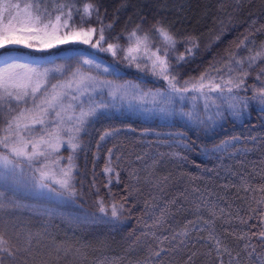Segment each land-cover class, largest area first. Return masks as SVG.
I'll return each mask as SVG.
<instances>
[{"label": "snow or ice", "instance_id": "snow-or-ice-1", "mask_svg": "<svg viewBox=\"0 0 264 264\" xmlns=\"http://www.w3.org/2000/svg\"><path fill=\"white\" fill-rule=\"evenodd\" d=\"M41 2L43 0H34L22 5L14 0H0V117H3L4 122V127L0 128L3 133L0 135V149H3L0 151V210L7 212L19 207L18 201L5 197L7 191L23 190L43 199H55L59 203H75L77 188L73 183L76 167L74 155L82 148L81 134L86 131L91 118L96 117L102 110L115 107L118 102L127 103L130 107L136 104L145 113H156L166 118L179 117L186 124L201 128L205 133L215 130L218 125L229 119L244 121L250 116L253 105L259 113L264 114V67H259L255 76L261 86H248L246 82L251 70L264 63V42H261L255 51L249 48V54L245 57L238 58L236 53H232L226 62V72L222 73V70L211 62L209 68L198 77L181 81L182 66L189 62L199 48L196 37H180L171 26H166L161 20L153 19L149 22L143 17L130 31L124 29L113 36L111 33L116 17L105 24L99 0H84L82 3L81 0H53L52 11L46 4L41 9ZM78 4L81 6L78 7ZM126 7L127 0H122L121 8ZM119 10L117 9V12ZM53 12L56 13L54 19ZM93 20L96 23H93ZM255 31L264 32V25ZM224 32L225 29H222L216 39L219 40ZM125 33L127 47H123L119 42ZM252 34L249 31V35L244 36L236 47L239 49L247 46ZM75 44L110 53L115 60L114 64L103 66L90 55L68 57L78 59L81 65L88 66L89 69H102L103 73L119 78L120 72L116 65L127 62L129 66L134 65L141 72H150L153 77L162 80L164 86L141 92L139 84H133L131 81L118 84L116 79L101 80L91 72L77 67L71 72L70 78L57 80L48 89L50 79L55 74H63L67 65L47 67L31 58L25 59L14 54L17 48L43 52L60 45ZM179 44L184 45L183 51H179ZM249 87L251 95L246 94ZM104 89L108 90L106 99L103 97ZM97 92L101 94L99 101L94 99ZM242 92L245 94H241ZM186 101L190 103L188 108L184 106ZM146 104L150 107H145ZM119 131L118 128L104 130L99 136L97 147L100 141ZM148 131L144 130L145 133ZM169 135L183 150L173 152L172 155L185 161L188 160L185 153L189 151H196L209 159L222 153L234 155L236 151H240L235 148L241 139L238 135L223 138L210 145H196L195 141L186 139L184 132L177 131ZM250 139L256 140V137ZM65 146L69 152L66 157L67 164L62 163L65 157L60 154ZM230 149L234 151H229ZM112 151V148L108 149L109 157ZM136 159L141 160L143 157L137 156ZM114 171V162L109 159L104 172L109 174ZM233 175L239 176L241 190L251 200L247 207V218L241 217L240 223L247 225L250 220L256 219L259 226L258 231H243L236 238L245 241L241 251L246 253V264H264V183L254 185L245 174ZM130 176L135 180L140 179L135 172L130 173ZM116 178L119 182L118 172ZM260 179L264 181V174L260 175ZM145 182L149 181L146 179ZM110 183L111 177L108 181V184ZM108 184H105V187H108ZM152 186L159 187V184L153 183ZM200 191L193 189V192ZM256 193L260 194L259 198H256ZM180 195L185 201L188 200L184 193ZM126 199L127 197H122L120 201L106 204L103 198L98 197L95 203L100 215L93 212L77 219L96 222L108 217L110 211V218L120 221L125 211L123 201ZM156 199L158 198L152 197V200ZM168 204L175 205L176 199L168 201L165 207L160 208V214L157 216L154 210L159 205L145 201V208L152 209L154 216L152 224H146V228L160 227L166 223V215L171 214ZM189 211L195 214L196 220H188L183 230H174L171 238L157 236L155 232H151L150 235L157 244L155 249L149 245L150 258L158 260L162 254L170 250H182L189 243L195 247V243L191 241V231L203 232L207 226L208 235L198 236L197 239L204 240L214 248L217 264H225V255L229 258L228 264H240L241 251L233 254V250L224 245L215 233V221L224 217L225 208L211 200L210 195L204 196L201 193L192 202ZM197 220L201 221L200 225L196 224ZM10 224L14 225V222L0 219V264H5L6 259L15 261L17 252L20 251L5 238L3 229ZM189 225L193 226L192 229H189ZM143 235L148 236L149 233L144 232ZM253 239L257 243H252ZM31 240L32 235L29 233V244ZM166 241L169 244L167 248L163 247ZM191 259L189 256V260ZM101 264H116V261H107L106 258ZM146 264H151V259L146 261Z\"/></svg>", "mask_w": 264, "mask_h": 264}, {"label": "trees", "instance_id": "trees-1", "mask_svg": "<svg viewBox=\"0 0 264 264\" xmlns=\"http://www.w3.org/2000/svg\"><path fill=\"white\" fill-rule=\"evenodd\" d=\"M99 3L104 23L116 17L111 33L113 36L124 29L130 31L143 17L149 22L153 19L161 20L166 26H171L180 37H196L199 48L189 62L182 66L181 81L198 77L209 68L211 62L222 73L226 72V62L232 53H236L238 58L245 57L249 54V48L255 51L264 42V32L255 31L264 25V0H239V3L237 0H127L126 8H121L122 0H99ZM117 9L120 10L117 12ZM93 23L96 21L93 20ZM147 27L146 24L145 29ZM222 29L225 32L217 40ZM249 31L253 34L247 46L238 49L236 45L244 36L249 35ZM125 37L126 33L119 41L121 44L127 42ZM177 47L179 51L184 49L183 44ZM120 66L131 73L145 76L148 79V89L142 88L145 91L164 86L162 80L149 72H141L125 62L120 63ZM259 67H264V63L251 70L246 81L248 86H261L255 80ZM246 94H252L250 87ZM181 120L179 117L166 118L156 113L130 115L112 110L99 112L81 134L82 148L74 158L76 167L73 183L77 188L75 203L45 201L39 204L36 200L27 198L28 196L15 194L18 192L5 193V197L11 196V200L18 201L19 207L7 212L0 210V219L14 222V225L10 224L3 229L4 235L12 245L20 249L17 259H6L5 264H101L106 258L107 261H116V264H137L138 261L146 264L149 259L151 264H217L214 248L204 240L197 239L198 236L208 235L207 226L203 232L191 231V241L195 243V247L189 243L182 250H170L162 254L158 260L150 258L149 245L155 249L157 244L152 239L151 232L171 238L174 230H183L188 220H196L195 214L189 209L201 193L204 196L210 195L211 200L226 210L224 217L215 221L216 235L224 245L233 250V254L241 251L245 241L236 237L243 231H258L259 226L256 219L250 220L247 225L240 223L241 217L247 218V207L251 200L241 190L239 176L233 173L245 174L254 185L264 183L260 179V175L264 174V114L259 113L253 105L250 116L244 121L229 119L207 133ZM111 128H118L120 131L100 141L97 147L100 134ZM145 129L149 131L145 133ZM177 131L184 132L186 139L195 141L196 145H210L223 138L238 135L241 139L235 148L240 151H236L234 155L222 153L211 159L196 151H189L185 153L188 160H181L172 153L183 150L169 135ZM250 137H256V140ZM109 148L113 149L110 157ZM137 156H142L143 159L137 160ZM109 159L114 162L116 171L105 174L104 168ZM132 172L140 179H132ZM110 177L111 183L108 184ZM146 179L148 183L145 182ZM153 183H158L159 187H153ZM193 189L201 191L193 192ZM181 193L188 197L187 201ZM255 195L259 198L260 194ZM98 197L103 198L106 204L127 197L123 201L125 211L122 219L112 220L110 211L108 217L96 222L77 219L97 212L95 201ZM152 197L158 199L152 200ZM174 198L176 204L167 205L171 214L166 215V223L160 227L146 228V224H152L154 216L152 209L145 208V201L159 205L154 210L158 216L160 208ZM97 215L100 214L97 212ZM196 224L200 225L201 221L197 220ZM188 227L192 229L193 226ZM144 232L149 235L144 236ZM29 233L32 235L30 244ZM252 243L257 241L253 239ZM163 247H169L167 241ZM189 256L192 257L191 260ZM228 259L225 255V264H228ZM246 260V253L241 251L240 264H246Z\"/></svg>", "mask_w": 264, "mask_h": 264}, {"label": "rangeland", "instance_id": "rangeland-1", "mask_svg": "<svg viewBox=\"0 0 264 264\" xmlns=\"http://www.w3.org/2000/svg\"><path fill=\"white\" fill-rule=\"evenodd\" d=\"M14 2H20L23 5L24 3H27V2H34V0H14ZM45 4L48 7V9L50 11H52V9H53V0H43V2H41V9H43L45 7ZM55 14L56 13L53 12V19H54ZM77 18H79V17H77ZM126 47H127V45H126ZM95 50L96 49H94V51ZM0 51H2V50H0ZM104 53L106 55H108V56H112L110 53H107V52H104ZM14 54L18 55V56H20L22 58H25V59L31 58L32 60L37 61V62H39V63H41V64H43L44 66H47V67H52L54 65H62V64H66L67 65V68H66V70L64 71L63 74H55L53 76V78L50 79V81H49V83L47 85L48 89H50L51 88V84L56 83L57 80H67L68 78H70L71 72L74 71L77 68V67L68 68L69 65L67 64V62L70 60V59H68V57H77L79 54L90 55L91 57L95 58L99 63H101V65H103V66L112 64V63L108 62L106 59H103L102 57L97 55L93 51H88V50H84V49L79 48V47H70V46L63 47V48H58V49L52 48V49H48L47 51H43V52H37V51H34L33 49L17 48V49L14 50ZM120 56L121 57L123 56L122 52L120 53ZM73 59H75V58H73ZM75 60L78 61V59H75ZM125 63H127V62H125ZM81 66L84 68V69L81 68V70L91 72V74L97 76L98 79L108 80L107 77L115 78V77H113L111 75L103 73L102 69L97 70L94 67L89 69L88 66H84V65H81ZM130 67H133V68L137 69L134 65L130 66ZM119 72H120V76L126 74V71H124V70H122L120 68H119ZM134 77H135L136 80L140 81V83L142 81H144V79L142 77H140V76H134ZM124 81H128V80L121 79V80H118L116 83L123 84ZM132 83L135 84L134 82H132ZM146 89H148V88H146ZM140 91L144 92L145 90L140 88ZM107 94H108V90L104 89L103 97L105 99L107 98ZM94 99L99 101L101 99V94L99 92L94 94ZM184 106H185V108H188L190 106V103L188 101H186ZM85 107H87V104H85ZM145 107H150V105L146 104ZM111 110L112 111H122L124 113L135 114V115L136 114L147 115V113L142 112L140 110L139 106H137L136 104H133L130 107L127 103L121 104V103L118 102L115 107H112V108H109V109H105V110H102V111L108 112V111H111ZM3 127H4L3 117H0V128H3ZM0 135H3V133L0 132ZM81 142H82V136H81ZM0 151H3V149H0ZM60 154L63 157H65V159L62 161V163L63 164H67L66 157L68 156L69 152H68L66 146L61 149V153ZM76 154H77V152H76ZM76 154L74 155V158H75ZM20 192L21 193H27V192H25L23 190H21ZM27 194H29V193H27ZM38 199L45 200V199L40 198V197H38ZM52 201H55V202L59 203L55 199H52Z\"/></svg>", "mask_w": 264, "mask_h": 264}, {"label": "bare ground", "instance_id": "bare-ground-1", "mask_svg": "<svg viewBox=\"0 0 264 264\" xmlns=\"http://www.w3.org/2000/svg\"><path fill=\"white\" fill-rule=\"evenodd\" d=\"M66 46H68V45H60V46H58V47H66Z\"/></svg>", "mask_w": 264, "mask_h": 264}]
</instances>
